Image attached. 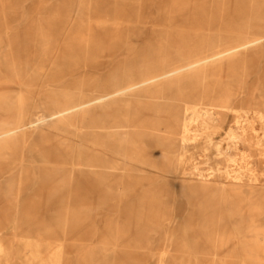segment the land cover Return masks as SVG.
Wrapping results in <instances>:
<instances>
[{
	"label": "rangeland",
	"instance_id": "obj_1",
	"mask_svg": "<svg viewBox=\"0 0 264 264\" xmlns=\"http://www.w3.org/2000/svg\"><path fill=\"white\" fill-rule=\"evenodd\" d=\"M0 264H264V0H0Z\"/></svg>",
	"mask_w": 264,
	"mask_h": 264
},
{
	"label": "bare ground",
	"instance_id": "obj_2",
	"mask_svg": "<svg viewBox=\"0 0 264 264\" xmlns=\"http://www.w3.org/2000/svg\"><path fill=\"white\" fill-rule=\"evenodd\" d=\"M119 83L118 82H112L111 84V88L110 91L107 95L103 96L101 98V100H108V104H106L107 108L110 110V112L112 113L113 111H117V96L124 94L126 92H131L132 89L136 86L135 84H130L127 87L124 88H120L118 87ZM109 99L111 101H109ZM110 105V106H109ZM217 108V107H216ZM191 116L189 117V115H185V117L182 119V121L180 122V126L179 130L173 132V141L174 142H179L181 143V145L183 143H185L188 138H187V134L189 133V129H188V124L190 123V121L193 120V117H196V119L200 118L201 119V124H210V126L216 127V128H222V126L225 123V119L219 116L218 112H200V113H196L195 111L193 112V114H190ZM115 115H112V121L109 122L107 129L109 130V132H111V135L115 134L118 132V128H120V125H118L114 119ZM236 127L238 128H242V126L244 125L242 122L239 121H235ZM27 126V125H25ZM228 138L230 140H232V142L237 143L236 140V135L233 133V131H230ZM246 144L249 145L250 141L249 139H246ZM116 154H112L111 157L108 158L111 159L112 161V165H114V163H116L117 158L115 157ZM242 163H236L237 165H241L242 164V168L245 170H250V157L249 156H245L242 157ZM182 157H180L178 159L177 165H179V167L182 165ZM235 163V162H234ZM183 170V169H182ZM234 170H226L224 171L225 173V177H229L230 173L233 172ZM223 173V174H224ZM237 173V172H235ZM181 175H188L187 180L185 181V178L181 181V187L182 189H190L196 192H204L209 190V188H213L215 186H217L218 184V188L219 189H224V188H242V183H240V179L234 177V176H230V182L227 181H221L218 180L216 178H221V176H217L215 173L211 172V173H207V174H203L202 171L199 169L198 164L197 163H191L190 165V169L188 171H182L180 172ZM114 174H112L113 176ZM220 185V186H219ZM227 186V187H226ZM250 187V185H249ZM252 189H255L254 187H251ZM257 190V189H255Z\"/></svg>",
	"mask_w": 264,
	"mask_h": 264
}]
</instances>
